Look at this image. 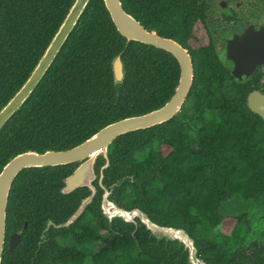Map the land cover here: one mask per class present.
Instances as JSON below:
<instances>
[{"label":"trees","instance_id":"16d2710c","mask_svg":"<svg viewBox=\"0 0 264 264\" xmlns=\"http://www.w3.org/2000/svg\"><path fill=\"white\" fill-rule=\"evenodd\" d=\"M73 2L0 0V108L26 81ZM122 2L160 36L177 38L186 30L178 12L187 0ZM168 14L175 18L166 27ZM119 54L125 80L117 89L112 62ZM194 68L192 90L176 117L115 142L105 173L113 201L188 230L208 264H264V121L247 107V93L228 84L232 77L218 54H194ZM179 78L171 54L127 43L104 1L92 0L30 100L1 132L0 171L22 151L70 149L112 122L162 106ZM164 146L171 149L167 155ZM75 167L19 174L9 197L6 238L21 233V243L13 252L6 247L2 264H189L178 241H159L143 224L112 225L98 198L70 228L51 227L59 238L38 247L48 221L64 223L79 207L84 195L60 192ZM252 206L256 221L248 213ZM228 218L236 225L225 234L221 226ZM256 229L261 234L253 238ZM101 241L98 251H87Z\"/></svg>","mask_w":264,"mask_h":264},{"label":"water","instance_id":"95a60500","mask_svg":"<svg viewBox=\"0 0 264 264\" xmlns=\"http://www.w3.org/2000/svg\"><path fill=\"white\" fill-rule=\"evenodd\" d=\"M92 0H74L66 13L57 31L30 72L26 81L12 95V97L0 108V134L6 124L22 110L30 100L33 93L49 72L51 66L62 51L72 32L78 25L87 7ZM105 7L118 32L127 40L149 45L170 53L180 65V78L170 99L162 106L144 114L129 116L108 124L78 146L70 149H50L44 152L37 150H25L12 156L0 171V264L3 262L6 247L13 252L21 242V234L14 233L6 238L7 208L9 197L15 180L25 169L58 167L66 165L78 166L74 172L65 179L62 194H69L78 188H88L92 194L84 199L77 210L61 224L48 221L42 238L51 227L70 228L84 214L95 197L93 183L98 179L95 165L99 157L105 161L101 168L103 171L110 165L109 156L114 152L115 142L118 138L140 130L150 129L169 122L176 117L188 100L195 77V68L189 52L174 39L160 36L156 31H149L135 17L128 13L122 0H103ZM264 27L252 25L241 37H237L229 45V60L235 62L234 74L242 77L240 71L248 72L246 66L261 65L264 63ZM125 63L122 54L114 58L112 71L114 85L120 89L125 80ZM247 107L264 121V92L250 93L247 99ZM125 182L123 179L117 185ZM112 191L105 189L101 200L102 216L110 223L120 220L124 223H134L139 219L150 232L151 237L166 242L178 241L189 252V264H208L205 258L199 256L195 246V240L188 230L171 225H162L153 221L149 215L140 208L127 209L121 207L116 201L110 200ZM25 222L24 228L27 227Z\"/></svg>","mask_w":264,"mask_h":264},{"label":"flooded vegetation","instance_id":"af4514ba","mask_svg":"<svg viewBox=\"0 0 264 264\" xmlns=\"http://www.w3.org/2000/svg\"><path fill=\"white\" fill-rule=\"evenodd\" d=\"M260 2L261 1L257 0H187L185 4H182L179 7L178 12V17L181 19V22L184 24L186 30L181 31V34H179L177 38L170 37V39H174L189 52L193 63L194 54L202 53L207 57H209L210 54L212 56L215 55V53L218 54L220 59L223 61L225 68L232 77L228 84L233 85L247 93L246 102L250 93L264 92V63L261 65H255L254 67L246 66V70L251 73L247 74L244 71H240L239 75L242 73V77L236 76L233 71L236 64L232 60H229V45L232 41H235L237 37L243 36L252 25L257 24L258 26L264 27V5H261ZM174 18L175 16L173 14H168L165 18L166 22L164 26L169 27V24ZM169 34L176 33L171 32ZM164 37L167 38L168 36ZM104 164V159L99 157L95 165L98 179L93 183L95 197L90 204L92 205L95 198H98L99 208L105 189L107 192L112 191L109 197L110 200L115 199L114 188L111 184H109V181H107L105 176V173L108 172L111 163L107 169H104L103 178L100 181L101 168ZM77 166L78 165L76 164V167ZM64 186L65 180L62 188ZM74 193L84 195L80 199L81 204L84 199L88 198L92 194V191H89L88 188H78L75 191L64 195ZM133 208L138 207H130V209ZM135 221L138 223V229L141 227L144 228L139 219H136ZM116 223L118 222L115 221L112 225ZM125 226L127 228L131 226H133L134 229L136 228L134 223L125 224ZM51 229L52 228H50L45 234L44 245H40L42 238L41 235L39 236V240L37 242L38 247L45 246L49 242L55 241L59 238L60 235L56 231L51 232ZM100 233L104 236L109 235V232L105 228H102ZM161 242L165 243V241ZM94 245H99L101 248L104 245V242L101 241ZM93 247L94 246L90 247L87 251L92 253L100 249H93Z\"/></svg>","mask_w":264,"mask_h":264},{"label":"rangeland","instance_id":"374dc122","mask_svg":"<svg viewBox=\"0 0 264 264\" xmlns=\"http://www.w3.org/2000/svg\"><path fill=\"white\" fill-rule=\"evenodd\" d=\"M257 1H261L260 3H261V5H264V1H262V0H257ZM171 151V149L170 148H168V147H163V153L165 154V155H167L169 152ZM248 213H252L251 214V218H252V220H258L259 218H260V216H258L257 215V213H256V211H255V209H254V207L252 206V207H250L249 209H248ZM235 225H236V221H235V219L234 218H228L227 220H225L224 222H223V224H222V226H221V230H222V232H224L225 234H230L231 232H232V230L234 229V227H235ZM255 226H256V224H254ZM257 227V226H256ZM260 230H258V229H256V230H254V233H253V238H256V237H258V236H260ZM100 248V246L99 245H94V247H93V249H99Z\"/></svg>","mask_w":264,"mask_h":264}]
</instances>
